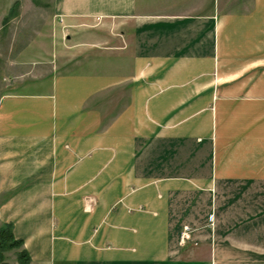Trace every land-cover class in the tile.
<instances>
[{
	"label": "crops",
	"instance_id": "1",
	"mask_svg": "<svg viewBox=\"0 0 264 264\" xmlns=\"http://www.w3.org/2000/svg\"><path fill=\"white\" fill-rule=\"evenodd\" d=\"M52 12L104 26L0 78V224L29 264H264V0Z\"/></svg>",
	"mask_w": 264,
	"mask_h": 264
},
{
	"label": "rangeland",
	"instance_id": "2",
	"mask_svg": "<svg viewBox=\"0 0 264 264\" xmlns=\"http://www.w3.org/2000/svg\"><path fill=\"white\" fill-rule=\"evenodd\" d=\"M52 1L0 0V78L3 83L4 80L14 79L9 73V65L13 62L26 64L19 70L20 73L34 71L39 63H42L41 66L63 64L61 68H69L73 56L71 50L74 49L72 43L86 40L85 30L104 26V23L82 21L86 25L63 27L53 15ZM12 5L15 12L7 17L6 21L1 22V18L6 16ZM111 29L108 28L109 31ZM77 30L83 32L78 33Z\"/></svg>",
	"mask_w": 264,
	"mask_h": 264
},
{
	"label": "trees",
	"instance_id": "3",
	"mask_svg": "<svg viewBox=\"0 0 264 264\" xmlns=\"http://www.w3.org/2000/svg\"><path fill=\"white\" fill-rule=\"evenodd\" d=\"M14 6L12 5L4 21L7 20V17H10L15 11ZM22 240L18 237H15L11 230V224L9 222H3L0 224V264H7L5 261V251L10 249H15V257L20 264H29V256L24 248L21 246Z\"/></svg>",
	"mask_w": 264,
	"mask_h": 264
},
{
	"label": "built area",
	"instance_id": "4",
	"mask_svg": "<svg viewBox=\"0 0 264 264\" xmlns=\"http://www.w3.org/2000/svg\"><path fill=\"white\" fill-rule=\"evenodd\" d=\"M92 202H93L92 197H90V196L86 197L85 208L89 209ZM192 231H193V228L191 226H189L187 224L182 225L179 229L178 242L180 244L186 243L187 240L191 239Z\"/></svg>",
	"mask_w": 264,
	"mask_h": 264
}]
</instances>
